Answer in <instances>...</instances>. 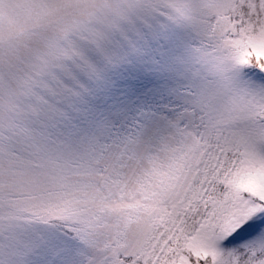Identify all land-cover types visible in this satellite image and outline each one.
<instances>
[{
    "label": "snow or ice",
    "instance_id": "obj_1",
    "mask_svg": "<svg viewBox=\"0 0 264 264\" xmlns=\"http://www.w3.org/2000/svg\"><path fill=\"white\" fill-rule=\"evenodd\" d=\"M0 264H264V0H0Z\"/></svg>",
    "mask_w": 264,
    "mask_h": 264
}]
</instances>
